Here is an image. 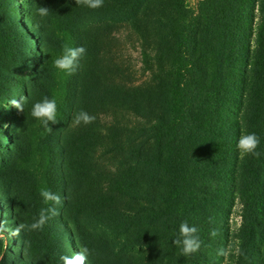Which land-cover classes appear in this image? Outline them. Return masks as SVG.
<instances>
[{"label":"rangeland","instance_id":"374dc122","mask_svg":"<svg viewBox=\"0 0 264 264\" xmlns=\"http://www.w3.org/2000/svg\"><path fill=\"white\" fill-rule=\"evenodd\" d=\"M184 1L190 16L201 18L204 0ZM12 2L18 19H11L6 27L0 21V96L10 95V99L0 102V264H62L60 256L70 254L68 241L72 248V234L68 229V238L64 237V227L79 235L75 237L79 248L89 249L90 264H184L181 248L173 244L182 212L168 211L163 225L162 218L153 221L161 225L151 232L152 242L159 229L165 228L166 239L177 249L175 259L162 257L159 249L153 252L147 246L133 244L136 241L124 230L130 219L92 210L81 216L86 181L96 193L101 187L108 193L128 161L129 148L138 141L139 128L151 129L149 141L157 144L170 134L164 128L166 122L185 114L193 132L185 144L187 152L183 157L196 153L206 160L214 159L218 168H224L227 152L233 149L230 141L235 127L243 134L254 132L260 137L257 151L261 154L264 80H258L242 63L247 59L246 52L236 53V41L232 42L230 35L216 43L208 38L198 55L187 54L183 59L189 75L180 76L173 72L177 69L178 56L174 50L178 37H174L177 30L172 27L180 15L171 10L170 0H163L164 17L162 23H157V30L140 23L145 15L156 19L160 14L157 6L133 16L127 2H110L100 9L77 5L75 0H36L33 6H29V0ZM40 6L50 9L47 17L39 16ZM252 25L253 31L244 34L246 50L257 49L260 34L264 36L262 7L256 9ZM224 28L221 26L220 30ZM65 45L86 49L71 75L53 64ZM260 61L264 73V57ZM253 86L258 92L250 95ZM45 97L55 99L57 104V123L49 124L51 131L31 115L33 105ZM20 98L23 111L10 103ZM81 110L93 115L94 122L76 125L74 117ZM89 134L91 143L87 140ZM86 144L93 157L89 171ZM261 158V155L249 157L245 184L240 185L250 199L260 191L257 183H264ZM72 161L77 163L78 177L71 181L77 184L73 193L78 204L70 211V195L62 197L65 181L70 189ZM185 163L190 165L186 160ZM81 167L86 180L82 178ZM179 169L184 170L178 165L173 171L177 173ZM175 179L186 182L182 175ZM225 179L214 181L212 191L202 186L204 193L212 192L208 213L204 212L206 201L199 198L195 210L183 212L180 218L189 224L204 218L207 232L216 224L223 230L220 243L214 245L206 259L201 258V264H232V256L239 250L236 238L244 223V206L234 195L232 182ZM180 187L172 183L170 191ZM41 188L61 197L62 203L55 206L58 214L42 230H22L19 236H14L12 232L19 224H32L41 209L50 206L44 203ZM181 201L188 202L189 198L183 196ZM65 209L77 217L69 220V224H64L66 220L62 217ZM138 226L143 228L141 222ZM220 250L226 254L219 255Z\"/></svg>","mask_w":264,"mask_h":264},{"label":"trees","instance_id":"16d2710c","mask_svg":"<svg viewBox=\"0 0 264 264\" xmlns=\"http://www.w3.org/2000/svg\"><path fill=\"white\" fill-rule=\"evenodd\" d=\"M35 2L36 0H32V3H30L29 0L28 4L33 6ZM110 2H127L132 8L130 10L133 12V16L136 13H143L157 6L160 14L156 16V19L151 15H145L140 23L150 24L157 30V23H162L163 21V0H157V3H155V0H104L103 5ZM170 4L172 5L171 10H173L175 15L176 10L180 15V18L176 17L177 23L172 22V27L177 30L174 37H178L177 49L174 50V54L178 56L176 58L177 69L173 71L174 73L180 76H188L189 72L185 71L183 66V59L187 57V54L188 57L198 55L200 47L208 38L212 39V43H216L219 40L228 38L230 35L232 42L236 41V53L246 52L247 54V59L242 61V63L244 65L247 64L249 70L256 74L258 80H264V73H261L260 69V59L264 57V36L260 34V39H258L260 45L257 49H252L251 47L247 50L243 49L244 34L246 32L250 34L253 31L252 21L255 20V11L262 7L264 12V0H204L201 3V18H192L190 16L184 0H170ZM30 14L29 16H31ZM11 19H18L14 3L12 0H0V21L6 27ZM123 19H125L124 16ZM221 26L225 27L224 31L220 30ZM137 27L139 28V26ZM24 35L33 39L32 35ZM32 63L34 64V61ZM191 68H193V65H191ZM255 92L258 91L253 86L250 95H254ZM7 99H10V95L0 96V102ZM188 119L189 116L185 114L180 119L168 120L164 128L169 130L170 134L157 144L149 141L152 130L145 128V126L140 127L138 141L129 148L130 156L128 161L120 169L110 191L105 193L101 187L99 193H96L93 186L86 181V198L84 205L80 209V215L82 216L86 210L105 212L108 216L122 215L130 219V222L126 223L124 230L130 235L131 239L136 241L133 244L143 247L147 246L153 252L159 249L158 254L162 257L169 256L175 259L177 249L170 244V240L166 239L165 228L159 229L155 242H152L151 232H154L155 227L164 224L163 218L167 216L168 211H176V214L178 212L184 214L183 212L185 211H194L199 198L206 201L204 212L208 213L213 182L226 178L225 181L230 180L232 182L233 193L241 200L244 206V223L236 238L239 250L236 252V256H232L231 262L232 264H264V183H257L256 186L260 188V191L251 199L248 193L240 190V185L245 184L244 176L250 157L240 158L237 149L238 139L243 132L239 127L233 129L232 142L229 137L233 149H229L227 152V165L220 169L214 159L206 160L196 153H187L183 157L187 152L185 144L191 140L193 132V128L189 127L187 123ZM262 132L260 147L262 158L260 161L264 164V130ZM87 140L88 143H91V134L88 135ZM87 144L85 154L89 159L87 167L89 171L93 157L90 156L92 149ZM69 156H73L71 151H69ZM185 160L189 162V166H186ZM65 163L68 169L66 159ZM178 165L184 170L181 171L179 169L175 173L173 168ZM83 171L84 168L81 167L82 178L86 180ZM69 172L70 189L67 188L68 182L65 181L63 183L65 190L62 199L70 195L68 199L69 209L73 211L78 204L75 200L77 195L73 193L77 184L71 181H75V178L78 177L77 163L75 161H72L69 165ZM181 175L186 178L185 184L175 179ZM172 183H178L181 187L177 191L171 192L170 185ZM202 186H207L211 191L207 194L204 193ZM183 196L189 198V201L182 202L181 197ZM139 203L140 205H138ZM135 208L137 210L139 208V210L136 211ZM182 214H180L178 225L182 222L180 219ZM62 217L66 220L64 224H69V220L77 218L68 213L66 209ZM156 217L162 218L160 219L161 224L153 222ZM138 222H141L142 229H139ZM195 225L200 229L199 236L202 244L196 253L184 256V264H201V258L206 259L207 253L212 251L215 244L220 243V238L223 234L222 228L216 224L213 225L212 230H215L217 235L215 237L211 236V232H207L204 227V218H200L195 222ZM68 229L70 234H72V248L69 245L70 241H68L67 245L70 253L68 256L71 257L74 254H78L81 248L78 247L75 241V237L78 238L79 235L73 229L64 227L63 230H66L64 237L68 238ZM85 264H90L88 256Z\"/></svg>","mask_w":264,"mask_h":264},{"label":"clouds","instance_id":"9594fccd","mask_svg":"<svg viewBox=\"0 0 264 264\" xmlns=\"http://www.w3.org/2000/svg\"><path fill=\"white\" fill-rule=\"evenodd\" d=\"M77 5H82L90 9H98L103 6L104 0H75ZM50 9L48 7L40 6L38 8V14L40 17H47ZM86 49L83 46L80 47H70L65 45L63 48L62 55L53 61L56 69L64 72L68 75L73 74L78 68V62L81 56L85 53ZM22 99H12L11 106L15 107L17 110L23 111ZM56 111L57 104L55 99H49L45 97L42 101L36 102L31 110V115L34 119L41 122L42 126L51 131L49 124H56ZM95 117L90 115L88 112L81 110L74 117V123L80 125H88L93 123ZM260 145V137L253 133L242 134L237 142V149L240 158L246 156L259 157L261 154L257 151ZM40 195L43 198L45 204L50 205L47 208L41 209L38 219H36L32 224H19L12 232L14 236H19L22 230H42L47 221L58 214V210L55 207L62 203L61 197L52 192L50 189L41 188ZM2 227V225H0ZM200 229L195 224H189L187 221H183L179 225L178 236L173 240V244L181 248V252L184 256H190L196 253L202 244L199 236ZM211 236L215 237L217 235L215 230L210 233ZM89 254V249L84 247L79 251L78 254H74L69 257L67 255H61L60 260L62 264H85L87 256ZM219 255H225L223 250L218 252Z\"/></svg>","mask_w":264,"mask_h":264}]
</instances>
